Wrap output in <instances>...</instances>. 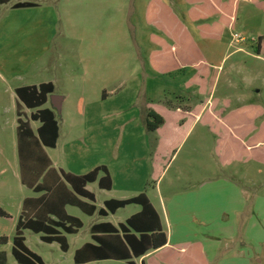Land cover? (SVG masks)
Segmentation results:
<instances>
[{
    "label": "crops",
    "instance_id": "obj_1",
    "mask_svg": "<svg viewBox=\"0 0 264 264\" xmlns=\"http://www.w3.org/2000/svg\"><path fill=\"white\" fill-rule=\"evenodd\" d=\"M32 3L36 6L15 9V3L11 8L17 11L28 10L36 15L37 23L43 24L46 17L41 5ZM244 4L252 6L256 13L245 20L241 30L252 35L256 29L251 23L255 20L259 22L258 34L251 38L254 43L256 39L264 37V0H140L139 8L135 7L140 19L139 29L135 26L139 30L135 37L136 55L143 57L144 66L141 68V63L135 59L138 70L133 68L132 71L135 73L140 69L148 76L152 74L170 78L190 73V78L183 82V86L190 89L192 95L197 94L200 104H194L193 99L180 95H174L173 99L164 96V104H159L157 97H150L141 104L140 112L130 115L125 113L123 99L109 103V95L117 94L119 89L112 90L110 94L104 91L102 97L81 89L70 102L69 92L56 93L59 90L58 82L53 80L27 85H54L53 95L62 97L61 110L66 103L69 104V135L76 137L70 139L65 149H59L65 121H58L59 138L56 147L41 146L50 160L49 168L37 179L35 170H41L45 165L38 160L27 159V182L42 184L50 170L51 177L48 178L51 182H57L58 175L65 182L63 172L85 175L104 166L111 177L112 188L101 189L98 181L87 186L92 192L91 185L97 184L99 192L106 195L102 204L97 205V194L92 192L98 210L105 208L107 201L128 200L145 192L159 215L168 243L157 251L135 259L136 264H264V194L250 189L249 185L255 183L248 177L247 165L236 163L240 161L243 164L245 156L251 157L254 153L264 155V109L258 105H245L229 111V101H224V107L220 108L219 100L213 96L215 81L218 80L224 61L231 55L228 51L231 44L227 49L219 51L224 31L234 29L240 7ZM52 16L50 24L53 19L54 23L57 21L54 13ZM22 27L15 26L11 30L9 26L8 30L18 32ZM243 51L242 48L236 50L238 53ZM120 53L121 59L117 58L116 62L124 59L123 52ZM74 57L73 50V54L68 57L71 65ZM78 61L83 64L85 58L81 55ZM102 61L106 62L107 67L109 61ZM61 66L57 67L59 71H62ZM107 68L110 70L103 69L96 82H103L102 86L109 82L123 86L125 80L116 74L119 65L114 69V65L109 63ZM65 73L67 81L64 85H74L72 70ZM201 74L205 77H200ZM78 87L82 88L83 82H79ZM17 88L14 93L16 115L19 103ZM51 96L43 108L56 113L57 102L50 99ZM70 104L74 105L80 116L73 117ZM134 106L137 104H131V107ZM147 108H154L165 118V124L156 133H149L146 129ZM25 109H21L22 119L27 117L24 121L29 123L37 135L41 124L31 120L36 110L27 109L30 111L28 117ZM56 116L59 117L57 113ZM258 120H261L259 125L256 124ZM34 124H38L36 129L33 128ZM57 150H62L66 158L75 152L79 153V170H73L70 164L56 160L49 154V151ZM19 166L21 171L20 158ZM258 172L262 173L261 170ZM152 181L156 184L150 187ZM258 181L259 186L264 185V181ZM31 190L37 196L24 198L22 209L25 199H36L44 194ZM71 207L77 208L66 206L68 215ZM131 207L134 209L124 222H111V218ZM141 210L140 205L133 204L107 217L97 213L93 216L85 214L96 219L90 227V241L80 248L89 243L95 244L92 235L94 225L110 223L119 227ZM21 214L22 210L19 217ZM83 227L76 234L66 237L78 236ZM101 261L127 264L120 260Z\"/></svg>",
    "mask_w": 264,
    "mask_h": 264
},
{
    "label": "rangeland",
    "instance_id": "obj_2",
    "mask_svg": "<svg viewBox=\"0 0 264 264\" xmlns=\"http://www.w3.org/2000/svg\"><path fill=\"white\" fill-rule=\"evenodd\" d=\"M18 2L39 3L46 17L43 24L37 23L36 15L28 10H12L11 6ZM139 6L140 0H11L8 5L2 6L0 11V210L7 216L0 217V253H5L6 264H19L12 251L22 202L26 197L37 196L21 183L17 152L15 88L53 80L58 82L59 90L56 93L69 92L70 102L81 89L95 92V95L101 97L104 91L110 94L112 90L119 89L117 94L109 95V103L123 99L125 113L130 115L140 112L141 104L150 97H157L159 104L166 102L164 96L173 99L174 95L193 99L194 104L201 103L197 94H193V97L192 91L183 86V82L190 78V73L170 78L152 74L148 76L140 69L135 73L132 71L133 68L138 70L135 59L141 63V68L144 66L143 57L136 55L135 37L138 36L139 30L137 31L135 26L139 29L140 19L138 20L135 7L139 8ZM52 13L57 21L54 23L53 19L50 24V19L54 17ZM255 13L254 8L248 4L240 7L234 29L224 31L223 44L219 46L221 52L223 48L227 49L229 44L232 45L228 48L231 55L224 61L218 80L215 81L213 96L219 100L220 108L224 107V101H229V111L245 105H258L264 109V54L257 56L256 44L251 40L252 36L256 37L258 34V20L251 23L256 29L252 35L241 30L245 20ZM21 25L23 27L18 32L8 30L9 26L12 30L15 26ZM235 34L243 40L236 38ZM235 41L240 44H236ZM239 48L244 50L243 53L236 52ZM73 50L77 58L74 57L71 65L68 63V57L73 54ZM121 51L124 59L122 62H116L117 58L121 59ZM81 55L85 58L83 64L78 61ZM102 59L108 60L110 65L113 64L114 69L119 65L116 74L125 80L123 86L110 82L108 83L110 86L106 83L102 86L103 82H96L103 69L110 70L107 68L109 63L106 67V62L104 63ZM69 64L70 68H68ZM58 65H62V71L57 69ZM71 70L75 84L64 85L67 81L65 72L69 73ZM79 82H83L82 88H76ZM164 92L165 95H162ZM131 104L137 106L131 107ZM68 105L66 103L59 117L57 116L59 122L65 121L59 149H65L70 139L76 138L69 135ZM47 106L50 107L49 104ZM73 106L70 104L71 108ZM25 112L29 117L30 111L25 109ZM72 112L74 118L80 116L74 107ZM24 120H27V117L24 116ZM260 122L261 120H258L256 124L259 125ZM37 126L38 124H34L33 128L36 129ZM49 154L56 160L70 164L73 170H79V153L75 152L67 158L62 150L49 151ZM263 162L264 155L255 153L251 157L245 156L243 164L236 161L237 165H247L245 168L249 169L246 171L248 177L255 183L249 185L250 189L262 194H264V185L259 186L258 180L264 181ZM90 190L97 194V205H101L106 195L99 192L97 184L91 185ZM133 209L131 207L120 212L110 219L111 222H124ZM69 214L80 218L84 227L78 236H67L69 241L67 252H64L58 243L43 242L41 234L29 230L24 232L27 247L40 256L44 264H76L75 252L85 242L90 241V227L96 218L88 217L78 208L72 207L69 208ZM2 239H6L7 243H3ZM89 264L124 263L101 261Z\"/></svg>",
    "mask_w": 264,
    "mask_h": 264
},
{
    "label": "trees",
    "instance_id": "obj_3",
    "mask_svg": "<svg viewBox=\"0 0 264 264\" xmlns=\"http://www.w3.org/2000/svg\"><path fill=\"white\" fill-rule=\"evenodd\" d=\"M11 0H0V7L10 3ZM32 2H19L13 7H35ZM256 54H264V37L256 40ZM200 77H205L201 74ZM55 94L52 83L39 86H23L16 89L18 97V154L21 164L22 182L35 192H43V196L32 199L27 198L23 203L22 214L16 225V234L13 241V256L19 264H44L43 259L33 253L26 245L24 232L32 231L41 234L45 243H58L64 252L69 250L66 235L76 234L83 227L80 219L67 214L65 207L79 208L84 214L93 216L96 213L101 217L115 214L119 209L129 205H140L141 212L131 216L125 223L115 227L110 223L97 224L92 227L95 244H86L75 252L76 264H86L101 260H120L127 264H136L135 259L142 258L150 252L165 247L168 243L160 218L152 206L147 194L144 192L128 200H110L105 202V208L99 209L94 204L95 195L87 189L88 184L98 181L101 189L110 190L112 180L106 167H97L85 175L62 173L63 179L58 175L57 182L53 183L46 173L42 184H31L25 178L27 159H35L44 163L41 170L35 173L39 179L49 168L50 160L43 153L42 147L55 148L59 138V126L56 113L43 108L51 95ZM36 110L31 115V120L40 122L41 126L34 134L28 122L22 119L21 109ZM146 129L149 133H156L164 124L165 118L154 108L146 109ZM103 177L100 178V175ZM156 184L152 181L149 186ZM86 199L89 202H85ZM7 216L0 210V217ZM7 243L6 239H2ZM5 253H0V264H6Z\"/></svg>",
    "mask_w": 264,
    "mask_h": 264
},
{
    "label": "water",
    "instance_id": "obj_4",
    "mask_svg": "<svg viewBox=\"0 0 264 264\" xmlns=\"http://www.w3.org/2000/svg\"><path fill=\"white\" fill-rule=\"evenodd\" d=\"M51 99L52 100H55L57 103L55 105V111L58 115H60L61 113V105H60V101L62 100V97L61 96H58V95H52L51 96Z\"/></svg>",
    "mask_w": 264,
    "mask_h": 264
},
{
    "label": "built area",
    "instance_id": "obj_5",
    "mask_svg": "<svg viewBox=\"0 0 264 264\" xmlns=\"http://www.w3.org/2000/svg\"><path fill=\"white\" fill-rule=\"evenodd\" d=\"M236 38H238L239 40H243L242 38H240L237 34L234 35Z\"/></svg>",
    "mask_w": 264,
    "mask_h": 264
}]
</instances>
